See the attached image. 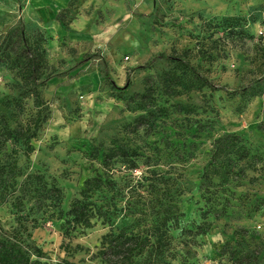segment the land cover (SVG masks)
I'll use <instances>...</instances> for the list:
<instances>
[{"label":"rangeland","instance_id":"1","mask_svg":"<svg viewBox=\"0 0 264 264\" xmlns=\"http://www.w3.org/2000/svg\"><path fill=\"white\" fill-rule=\"evenodd\" d=\"M34 42L44 68L25 87L10 50ZM2 51L11 60L0 63V123L25 130L39 119L33 139L12 138L5 152L20 180L41 175L63 196L58 209L30 211L33 202L24 201L22 222L44 263L99 264L90 257L109 224L65 238L58 210L100 174L116 190L93 200L114 207V226L144 235L160 209L172 213L165 264H232V251L256 253L264 264V0H71L46 20L27 0H0ZM147 87L141 110L137 95ZM141 115L147 126L132 132ZM229 134L259 162L241 163L243 178L213 179L205 194L213 144ZM113 145L136 151L134 166L116 158L104 170L102 154ZM16 217L9 202L0 206L4 231L19 228Z\"/></svg>","mask_w":264,"mask_h":264},{"label":"trees","instance_id":"2","mask_svg":"<svg viewBox=\"0 0 264 264\" xmlns=\"http://www.w3.org/2000/svg\"><path fill=\"white\" fill-rule=\"evenodd\" d=\"M10 32H6L4 38H9ZM13 55L12 64H16L17 75L25 87L35 86L44 68V53L40 50L37 42L20 46L16 44L11 48ZM11 55L2 51L0 63L9 62ZM111 83V81H110ZM152 92L146 88L139 98V109L146 110L151 100ZM0 124V206L3 203H10L17 213L16 221L19 228L13 232L4 231L0 228V264H46L44 253L31 241L23 225L22 216L25 208L24 201L29 196L32 206L30 211H40L42 208L58 209L62 201L61 190L54 183H47L41 175L29 174L22 180L17 160L11 153H6V143L13 139L29 141L36 136L39 127V119L36 117L32 125L28 124L25 130H10L5 121ZM147 126V118L143 115L137 117L130 125L131 131ZM32 129V131H31ZM259 129L264 132V121L259 124ZM29 150V145H27ZM136 151L125 145H113L102 154V167L104 170L110 168L116 158H121L125 163L134 166L133 158H136ZM259 162L258 157H250L248 149L244 146L241 138L235 134L223 135L218 138L212 148L209 161L202 175V187L205 194H210L213 179L221 181L228 179H240L245 177V167L248 164L253 167ZM116 190V183L109 177L96 174L83 181L82 189L78 197L74 198L65 213L58 210L59 218L63 221V236L70 238L72 234L92 228L97 221L102 224H109V230L101 236L98 250L91 255L90 259L97 260L99 264H165L164 256L171 245L169 235L172 220V213L169 209H160L157 214V223L144 235L134 234L127 231L126 227L114 226L113 218L116 211L110 203L98 205L93 200L94 193H113ZM212 195V193H211ZM112 208V211H111ZM209 212L217 216L215 210ZM33 228L37 221L32 219ZM200 228V227H198ZM68 252V249H64ZM75 252H87L80 246H75ZM232 264H258L255 254H238L236 251L230 253ZM57 264H69L62 260Z\"/></svg>","mask_w":264,"mask_h":264},{"label":"crops","instance_id":"3","mask_svg":"<svg viewBox=\"0 0 264 264\" xmlns=\"http://www.w3.org/2000/svg\"><path fill=\"white\" fill-rule=\"evenodd\" d=\"M71 0H27V6L33 8L42 19H51L54 15L68 7Z\"/></svg>","mask_w":264,"mask_h":264}]
</instances>
